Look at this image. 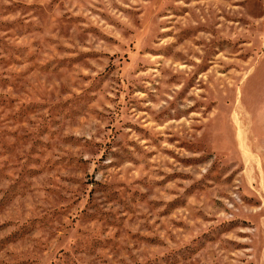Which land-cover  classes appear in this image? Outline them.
Instances as JSON below:
<instances>
[{"label":"rangeland","instance_id":"obj_1","mask_svg":"<svg viewBox=\"0 0 264 264\" xmlns=\"http://www.w3.org/2000/svg\"><path fill=\"white\" fill-rule=\"evenodd\" d=\"M0 264H264V0H0Z\"/></svg>","mask_w":264,"mask_h":264}]
</instances>
